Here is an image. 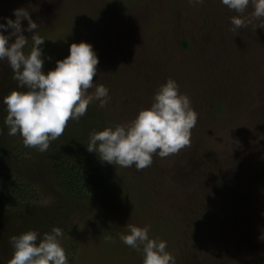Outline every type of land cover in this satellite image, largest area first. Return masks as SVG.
I'll list each match as a JSON object with an SVG mask.
<instances>
[{
    "label": "rangeland",
    "instance_id": "obj_1",
    "mask_svg": "<svg viewBox=\"0 0 264 264\" xmlns=\"http://www.w3.org/2000/svg\"><path fill=\"white\" fill-rule=\"evenodd\" d=\"M18 8L29 11L45 39L40 47L52 58L45 73L72 43L87 42L99 59L93 82L107 87L110 99L103 108L91 103L41 153L8 135L3 98L25 89L0 61V264L12 256L9 237L57 227L69 264H143L142 250L119 238L128 225L150 226V238L167 241L175 264H264V18L233 30L237 14L220 0H0V17L15 19ZM252 11L249 5L243 16ZM23 34L27 54L34 32ZM169 78L198 113L190 144L164 158L154 154L139 171L110 164L106 186L85 193L87 210L76 199L61 222L38 224L31 209L59 200L56 179L43 171L51 150L69 140L66 154L84 153L91 132L130 122ZM118 192L111 213L105 207Z\"/></svg>",
    "mask_w": 264,
    "mask_h": 264
},
{
    "label": "clouds",
    "instance_id": "obj_2",
    "mask_svg": "<svg viewBox=\"0 0 264 264\" xmlns=\"http://www.w3.org/2000/svg\"><path fill=\"white\" fill-rule=\"evenodd\" d=\"M189 2L199 4L203 0ZM220 2L237 14L229 20L233 30L264 18V0ZM249 5L253 11L246 18L243 14ZM13 16L15 19L0 17V61L7 62L18 87L25 90H14L3 98L7 111L4 123L8 135L19 134L25 147L43 153L51 141L63 135L70 120L78 121L85 115L91 103L98 101L101 108L105 107L109 89L93 82L99 59L87 42L72 43L69 55L57 60L55 68L45 73L44 62L52 58L40 47L45 39L35 34L37 23L25 8L14 9ZM22 20L27 21V28H22ZM25 31L34 32L27 54ZM197 119L190 98L169 78L154 93L151 106L139 110L130 122L91 132L87 151L96 153L102 162L123 168L134 166L139 171L151 166L154 154L164 158L188 146ZM149 231L150 226L128 225V234L119 238L124 245L142 250L143 264H175L167 241L150 238ZM62 236V229L57 227L42 235L28 230L9 237L13 252L8 264H69ZM260 239L264 240V236Z\"/></svg>",
    "mask_w": 264,
    "mask_h": 264
},
{
    "label": "trees",
    "instance_id": "obj_3",
    "mask_svg": "<svg viewBox=\"0 0 264 264\" xmlns=\"http://www.w3.org/2000/svg\"><path fill=\"white\" fill-rule=\"evenodd\" d=\"M182 44L183 47H187L189 42L183 41ZM70 142L71 141L69 140H65L64 143H61V146L60 144H57L56 149L51 150L50 155L46 154L48 157L45 159L43 171L46 174H52V177L56 179L54 188L58 191L57 196L59 200L57 204L45 209L41 208L37 210L36 207L31 209V213L34 212L36 217L39 218L38 224L41 226L45 225L48 227L49 223L51 224L57 221L61 222L62 214H67L65 212H69L73 208H76V206L73 205L74 200L76 199H81L83 201V205L81 207H85L87 210L89 205L87 202L89 201V196L85 193H89V191L93 189L95 191L103 189L111 178L110 164L102 162L99 159V156H91L87 149L84 153H82V151L80 153L77 152L75 157H79L80 159L77 163H75L73 152L70 151L66 154V150L71 144ZM59 146L61 149H65V151L62 149L65 153H61L63 152L62 150H57ZM2 154H4L3 151L0 152L1 158L4 157ZM2 160L5 159L2 158L1 161ZM2 167L4 168L3 165ZM231 182L236 183L237 180L233 178L231 179ZM24 185L26 186V184ZM119 197V192L116 197L110 196L111 201H108V206L105 208L111 213H114L115 211L117 212L116 208L118 207H113L112 204L120 201L121 199H119ZM12 206L17 207L19 205L13 202ZM219 207L220 206L218 205L216 206L215 212L222 211ZM203 236H205V234L202 232V236L199 235V237L202 238Z\"/></svg>",
    "mask_w": 264,
    "mask_h": 264
}]
</instances>
